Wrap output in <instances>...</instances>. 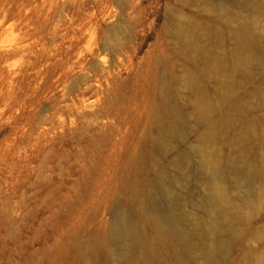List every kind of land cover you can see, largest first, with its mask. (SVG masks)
Returning <instances> with one entry per match:
<instances>
[{"label": "rangeland", "instance_id": "obj_1", "mask_svg": "<svg viewBox=\"0 0 264 264\" xmlns=\"http://www.w3.org/2000/svg\"><path fill=\"white\" fill-rule=\"evenodd\" d=\"M172 12L199 29L211 25L200 5L180 0H0V264H83L82 254L93 264H120L125 249V264H141L130 238L116 241L113 215L123 212L140 229L144 206L167 217L147 200L161 167L198 176L184 182L191 246L198 249L200 198L209 190L196 162L206 157L221 167L227 198L241 209L233 210L221 264H264V68L247 82L205 70L172 35ZM259 22L264 27V17ZM190 74L219 107L212 143L200 139ZM217 85L243 104L219 105ZM164 92L190 128L179 142L182 128L175 127L167 157L155 149ZM251 161L260 175L246 202L235 171ZM148 234L156 262H175L168 237L150 228Z\"/></svg>", "mask_w": 264, "mask_h": 264}, {"label": "bare ground", "instance_id": "obj_2", "mask_svg": "<svg viewBox=\"0 0 264 264\" xmlns=\"http://www.w3.org/2000/svg\"><path fill=\"white\" fill-rule=\"evenodd\" d=\"M180 1L200 5L211 18V25L199 29L190 18L171 13L172 35L182 40L183 52L191 60L201 61L205 70H212L218 77L229 75L234 79L233 76H240L244 82L253 76V71L264 68V27L259 22L260 17H264V0ZM112 33L116 35L114 30ZM202 38H205L207 43H203ZM261 78L264 82V73L261 74ZM187 86L195 98L193 117L202 128L200 133L198 132L200 139L204 144L212 143L215 138V129L221 125L219 107L211 101L208 91L199 87L197 80L191 74L188 77ZM223 88L219 85L215 88L219 105L233 109L243 104L241 98L234 96L230 91L225 92ZM166 97L164 92L162 114L157 119L159 136L155 140V149L165 157L173 151L171 138L174 137L175 127L182 128L179 133V142H184V135L189 128L187 123L182 122L181 112L167 104ZM180 163L181 158L176 156L172 159L175 170ZM196 168L200 174L199 179L207 184L209 190L206 196L200 198L201 210L205 218L197 220L201 240L198 249H193L191 246L187 200L184 192L186 186L184 182H194L198 176L192 175L194 178L190 179L186 175L181 176L162 167L158 169L153 181V190L147 200L155 213L165 211L168 216L159 218L151 213L150 208L146 209L144 206L140 211V217L144 223L141 229L125 218L122 215L123 212L121 214L119 210L114 211L116 241L123 243L125 238H130L132 240L130 243L135 248L132 252L137 255L141 264L151 262L161 264L156 262L153 251L154 242L152 236L148 234V228L165 234L170 245L178 250L175 253V262L170 260L166 264H177L179 256L187 262L200 259L203 264H221L227 257L229 245L225 243L224 237L234 233L232 221L237 217L233 216V210L239 213L241 209H233V202L228 200L227 190L222 183L223 170L215 161L208 157L200 159L196 162ZM235 174L236 184L245 187L248 191L245 201H252L253 182L255 177L260 175V171L251 161L244 168L237 169ZM224 202L225 208L220 206ZM229 211H231L230 216H228ZM164 226L167 228L164 229ZM129 253V249L120 250L117 256L120 264L129 262ZM81 260L83 264H93L89 255L82 254ZM179 262L183 264V261ZM254 262L263 264L260 259H255Z\"/></svg>", "mask_w": 264, "mask_h": 264}]
</instances>
